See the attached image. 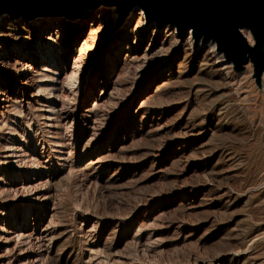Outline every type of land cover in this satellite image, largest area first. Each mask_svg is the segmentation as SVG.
<instances>
[{"label":"rangeland","instance_id":"obj_1","mask_svg":"<svg viewBox=\"0 0 264 264\" xmlns=\"http://www.w3.org/2000/svg\"><path fill=\"white\" fill-rule=\"evenodd\" d=\"M60 1H2L80 15H58L63 39L59 30L34 43L53 16L35 18L45 24L20 32L24 41L0 42V100L10 99L0 101V264H264V80L257 89L252 67L233 72L209 44L147 22L137 5L121 16L115 6ZM137 8L144 33L128 62L124 46L109 50L137 23ZM92 31L91 56L69 89L70 53ZM26 65L29 76L17 78ZM45 66L58 78L50 116L36 94Z\"/></svg>","mask_w":264,"mask_h":264},{"label":"water","instance_id":"obj_2","mask_svg":"<svg viewBox=\"0 0 264 264\" xmlns=\"http://www.w3.org/2000/svg\"><path fill=\"white\" fill-rule=\"evenodd\" d=\"M2 1L0 17L7 15L15 19H34L40 16L53 17L52 13H58L69 20L80 15L72 7L50 13L35 2L18 5ZM169 1L81 0L76 6H85L83 9H95L100 5L115 6L122 16L137 5L143 10L147 22L156 19L160 28L169 23L182 38L190 31L194 43H213L214 51L231 65L233 72L243 71L245 65L250 63L254 84L257 89L261 88L264 80V0ZM70 2L73 1L61 0L59 4ZM245 33L250 35L252 44L247 41Z\"/></svg>","mask_w":264,"mask_h":264},{"label":"bare ground","instance_id":"obj_3","mask_svg":"<svg viewBox=\"0 0 264 264\" xmlns=\"http://www.w3.org/2000/svg\"><path fill=\"white\" fill-rule=\"evenodd\" d=\"M114 8H112V12L114 11L113 10ZM103 14H104V11H100V16H103ZM52 15L53 16H57V15H59L58 13H52ZM132 15L133 16H135L136 15V17H137V23L135 24V25H131V26H128L124 31V33H122L123 34V38L120 40V41H118V42H116V43H114L113 45H111L110 46V52H112V54L114 53V54H116L118 51H120L121 50V46H124V51H126V52H128L129 51V53L126 55V58L124 59V61H128V62H132L133 60H136L137 59V57L136 56H131L132 54H134L133 52H134V50L135 49H133V48H136V46H137V44L140 42V38H141V36H143V33H144V21H145V17H144V15H143V13H142V10L141 9H139V8H137V11H136V13H135V11H133L132 12ZM44 17H47V16H40V18L42 19V18H44ZM7 17H5V16H2L1 18H0V42L1 41H3V40H8V41H14V40H22V41H24L25 39L24 38H22V37H20V32H23V31H25V30H29V29H39V30H41L40 29V27L41 26H44V24H45V22H44V20H36L35 18L34 19H24L18 26L15 24V23H13L12 22V19H10V20H8L7 21V19H6ZM5 23H8V25L6 26L7 28H6V31L8 30V31H12L14 34H12V36L11 35H9V34H4L3 33V27H4V25H5ZM34 25L33 26V28H27L29 25ZM154 25V24H153ZM67 25H66V23L60 18V17H58L57 16V18L55 19V21H53L52 23H51V26H50V28L48 29V33L46 34V36H42L41 38H38V39H36V41L34 42L35 44H41V42H48V43H50L53 39H52V36H53V34H55V33H57V31H59L60 30V33L62 34L61 36H60V38L61 39H63V38H65V35H67V31H66V27ZM2 29V30H1ZM5 30V29H4ZM154 34H156V32H155V29H154V31H153V33H152V35H154ZM57 35V34H56ZM151 35V36H152ZM162 36H163V38L164 39H166V40H169V42H172V46H173V50L174 49H176V48H178L177 46H178V37H177V34H176V31H175V29L173 28V27H167V28H165V29H163V33H162ZM245 37H246V39H247V41L249 42V44H252V39H251V37H250V35L248 34V33H245ZM58 40V39H57ZM60 41V40H59ZM94 41V32L92 31L91 33H89L88 35H86L83 39H82V41L78 44V45H76L75 44V47H74V49H73V51L70 53V54H72L73 55V61H72V71H71V73L72 72H74V75L73 74H69V76H67L68 78H66L65 79V83H66V85L65 86H68V88L71 86V89H72V86L73 85H75L77 82L75 81V80H77V77H78V75L84 70V66H83V64H82V62L84 61V60H86V57H89V56H91L90 55V52H89V45L91 44V42H93ZM188 41H193V40H191L190 38L188 39ZM62 42V41H61ZM168 42V41H167ZM26 43H27V41H26ZM163 43V41L160 43V44H162ZM198 44H201V43H207V44H209L210 45V48H211V51L217 56V58H221V56L219 55V54H217L215 51H214V44L213 43H211V42H202V41H199V42H197ZM39 44V45H40ZM47 44V43H46ZM53 44V43H52ZM190 45V44H189ZM47 46V45H46ZM45 47V46H44ZM160 48V47H159ZM189 48H190V46H189ZM194 49V48H193ZM180 50V49H179ZM108 51V52H109ZM38 52V51H37ZM175 52V51H174ZM192 52V51H191ZM113 54V55H114ZM213 54V55H214ZM34 55V54H33ZM117 55V54H116ZM212 56V55H211ZM141 57H143V56H141ZM146 57H148L149 59L151 58V54H150V52L148 53V54H145V58ZM160 57H162V55H160V53H159V70H163L165 67H167V63H169V62H165L164 60H162V59H160ZM91 58V57H90ZM117 58L118 57H114V56H112V58H110V60H109V62L107 63L108 65H110V64H113V63H117ZM144 58V59H145ZM167 58H168V56H167ZM171 58V57H170ZM91 62V61H90ZM158 62V61H157ZM125 63V62H124ZM123 63V64H124ZM86 65V64H85ZM227 66L228 67H230V65L229 64H227ZM23 67H25V69L24 70H21L22 71V73L21 74H19L18 76H17V78H20V79H26L28 76H29V69H28V67L29 66H23ZM98 68V67H97ZM100 68V67H99ZM101 68L102 69H104V68H107V66L106 65H102L101 66ZM109 68V67H108ZM63 69V68H62ZM112 69V68H111ZM158 69V68H157ZM137 70V69H136ZM42 71V75H39V76H41L40 77V80L38 81V83H39V90L36 92V94L37 93H42V94H44V97H46V99H45V101H46V103L48 104L46 107L48 108V110H46V112H48V116H50V113L51 112H53V108L52 107H50L49 106V103H51L50 101H51V97H50V95H51V93L53 92V91H55V82H57V79L58 78H53L52 76H50L49 75V73L51 74L52 73V71L50 70V68H49V66H45L44 67V69L43 70H41ZM250 72H251V65L248 63V64H246L245 65V73L246 74H250ZM109 73V72H108ZM55 75V74H54ZM172 74L170 73V71L168 72V74H167V77H169V76H171ZM33 76V75H32ZM57 76V75H56ZM60 76V75H59ZM248 76V75H247ZM38 77V76H37ZM17 78H16V83H18V84H20V83H22V80H17ZM30 79H31V77H30ZM32 80V79H31ZM172 80V79H171ZM53 81H54V83H53ZM78 81V80H77ZM32 82H34V81H32ZM25 84L27 83V82H24ZM35 83V82H34ZM36 83H37V81H36ZM64 83V82H63ZM28 84V83H27ZM29 85H31V84H29ZM167 85V82H166V80H164V81H162L161 83H159V85H158V87H157V89L159 88H162V87H165ZM27 86V85H26ZM264 87V86H263ZM64 88V87H63ZM66 88V87H65ZM76 88H77V86H76ZM57 89V88H56ZM70 89V88H69ZM65 90V89H64ZM66 90H67V88H66ZM50 91H52V92H50ZM68 91V90H67ZM99 92V91H98ZM1 94V93H0ZM4 94V93H3ZM3 94H1V95H3ZM35 94V95H36ZM8 98V97H7ZM3 99L1 102H3V104L4 103H7V102H9V100L10 99ZM57 98V97H56ZM59 98L60 99H63L64 98V96L63 95H60L59 96ZM100 98V97H99ZM58 99V98H57ZM14 101V100H13ZM62 102V101H61ZM4 106V105H3ZM62 106V105H61ZM1 107V106H0ZM95 109L96 108H98V104L96 103H94V106H93ZM4 108L6 109V106H4ZM13 110V109H12ZM90 113V110H88V111H86V114L85 115H87V114H89ZM3 114V113H2ZM66 114V113H65ZM1 116V115H0ZM3 116V115H2ZM88 116V115H87ZM1 118V117H0ZM48 119V118H47ZM52 129V128H51ZM59 137V136H58ZM56 135L53 137V139H57L58 138ZM59 141V140H58ZM55 143V142H54ZM57 144V143H56ZM58 146H56V148H62V143L61 142H58V144H57ZM11 151V150H10ZM56 153H60V151H57ZM5 160V159H4ZM10 161V160H9ZM96 163H98L97 161H92V160H89L88 161V164L89 165H93V164H96ZM87 164V165H88ZM95 166V165H94ZM91 167V166H90ZM38 177V176H37ZM35 181V180H34ZM1 230V229H0ZM1 232V231H0ZM42 238V237H41ZM4 239V238H3ZM35 239L37 240V239H39V236L38 237H35ZM1 241H3V240H1ZM32 241V240H31ZM7 243V242H6ZM7 256V255H6Z\"/></svg>","mask_w":264,"mask_h":264}]
</instances>
